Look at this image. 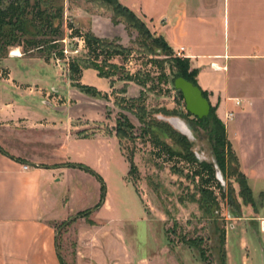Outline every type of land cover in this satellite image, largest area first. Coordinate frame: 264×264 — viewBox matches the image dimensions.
Listing matches in <instances>:
<instances>
[{
    "label": "crops",
    "instance_id": "0c3cea01",
    "mask_svg": "<svg viewBox=\"0 0 264 264\" xmlns=\"http://www.w3.org/2000/svg\"><path fill=\"white\" fill-rule=\"evenodd\" d=\"M119 1L176 55L183 48L179 57L197 72L198 87L224 124L257 205L251 214L243 207L225 229L226 264H264V0ZM81 84L101 93L113 86L94 69L83 71ZM9 91L15 100L0 104V135H13L21 121L28 132L52 128L63 136L53 164L20 159L0 143L11 155L0 150V264H67L59 247L62 229L69 230L64 236L74 235V264H205L196 248L168 241L166 215L149 200L148 184L130 180L128 159L119 153L124 165L110 167L115 138L67 134L70 123L60 114L70 120L89 110L106 113V105L80 102L67 112ZM32 105L35 113L28 111ZM108 176L122 181L123 200Z\"/></svg>",
    "mask_w": 264,
    "mask_h": 264
},
{
    "label": "rangeland",
    "instance_id": "374dc122",
    "mask_svg": "<svg viewBox=\"0 0 264 264\" xmlns=\"http://www.w3.org/2000/svg\"><path fill=\"white\" fill-rule=\"evenodd\" d=\"M46 1L49 2L48 7L44 8L47 7L52 14L56 8L62 7L61 17L55 22V28L58 27L60 34L54 32L55 28L38 30L31 27L28 40L36 42L38 46L32 54L25 53L23 46L10 47L7 52L0 51V89L6 90V93L0 95V104L12 103L14 95L9 90L14 89L25 94L24 99L28 101L39 97L41 105L43 101H48L69 110L80 102L106 105V113L89 110L70 120L60 114L61 118L70 123L67 134L73 131L81 139H93L100 134L115 138V160L110 167L115 171L124 165L119 159V153L126 159H132L134 170L130 172L129 178L138 187H141L139 182L148 184L149 200L166 215L164 231L168 241L174 246L195 241V245L208 249L209 264H221V231L238 220L233 217L239 214L235 205L239 202L241 210L246 207L250 214L256 211L257 205L246 193H240L237 160L232 152H225L224 159L221 158L227 172L225 197L217 188H211L213 196L219 201L216 216L207 215L206 201L212 198L202 194L201 180L193 176L190 166L179 162L177 158H169L165 153L159 154L162 152L157 147L163 142L175 151H182L187 145V141L173 127L158 122L160 116L166 115L168 118L178 117L192 127L196 139L192 140L190 157L213 164L215 155L210 140L211 132L216 128L215 123H200L190 115L182 93L174 87L177 71L175 59L180 57L173 53V57L165 58L151 52L149 46L154 44L158 36L151 28V36L140 33L145 21L135 12L137 17L132 18L126 10L119 8L116 11L114 4L102 6L97 0ZM120 3L124 5L122 1ZM87 33L122 47V54L107 62H104L103 56L96 58L90 55L83 39ZM14 50H19L20 56L13 55ZM72 63L79 65L82 71L93 67L102 73H116L109 79L113 81L110 92L92 96L74 87L76 82L70 70ZM127 75H131L134 81L126 80ZM76 77L82 79V74ZM8 78L9 81L6 80ZM46 78L50 81L48 85L40 83ZM17 81H22V84ZM18 101L24 100L18 98ZM125 109L143 116L155 130L144 134L137 119L121 112ZM35 110V106H29V112L35 113ZM124 117L130 120L134 128L125 126ZM20 123L15 127L13 135L10 132L0 135L2 147L26 161L48 164L57 162L59 159L54 156L59 153L63 132L52 128L50 131L28 132ZM61 160L65 162V159ZM108 178L123 200L120 178ZM138 192L145 191L140 189ZM63 231H60V252L67 264H74L76 241L73 233L64 236L69 230L65 233Z\"/></svg>",
    "mask_w": 264,
    "mask_h": 264
},
{
    "label": "trees",
    "instance_id": "16d2710c",
    "mask_svg": "<svg viewBox=\"0 0 264 264\" xmlns=\"http://www.w3.org/2000/svg\"><path fill=\"white\" fill-rule=\"evenodd\" d=\"M48 3L49 2H47L46 0H0V51L1 52H7L10 47L23 46L25 53L30 52L32 54L34 52L33 50L38 48V46L36 45V42H31L28 40L29 29L31 27L36 28L38 30L39 29L43 30L45 27L54 29L55 22L58 21L61 17L62 7L56 8V10L54 11V14H52L47 9ZM97 3L102 6L114 4L116 7L115 8L116 11L119 8H122L126 10L132 18L137 17V15L132 10L122 5L118 0H97ZM44 6H47V7L44 8ZM51 6H53L52 3H51ZM52 8L54 7H51V9ZM54 32L57 34H60L58 27L55 28ZM141 32L144 33L146 36H151V33L146 23H144L143 26H141L140 33ZM79 36H82V35H79ZM83 39L85 41L89 54L95 55L96 58L103 56L104 62H107L108 59L113 58L116 55H121L123 52L122 47L118 45L115 46L111 44L110 41H105L92 33L85 34L83 36ZM149 48L152 50L151 52L155 53L158 56L165 57V58L173 57L174 51L169 47V45L166 43L164 38L161 36H158L155 39L154 44H152V46H149ZM175 62H176L175 67L177 70L176 78L182 77L192 82L195 86H198L197 80H196L197 72L194 70H191L189 59L176 58ZM111 66L112 68H115V66L113 65ZM85 69H94L98 71V74L101 78H106V79H111L116 74V73H113V74L102 73L97 68H93V67H87ZM70 70L72 72L73 80L76 82L74 87L79 88L88 94H92V96H100L102 94L101 92L97 91L93 87L81 84V78L78 79L79 76L76 77L77 74L81 75L83 72L82 69L79 67V65H77L76 63H72L70 65ZM126 78H127L126 80L128 81H134L131 75H127ZM203 95L205 98H207L204 92H203ZM125 110L136 115L140 123L143 125L142 131L144 134L155 130L154 127L150 123H147V121L144 119L143 116H139V114L135 111H131L127 109ZM123 119L125 120V126L127 128H134V125L130 122V120L127 117H124ZM197 120L200 123L202 122L209 123L210 121L215 123L216 128L211 132L210 140L213 145L214 152H215L214 157L216 158L220 166V169L222 170V173L224 174V177L226 178L227 172L225 170V167L223 166L221 158L224 159L225 152H229V151L232 152L235 157L236 155L232 149L231 144L227 140L225 126L218 119L217 115L215 114V110L213 108H211V112L208 117L203 118V119L197 118ZM160 121L168 124L167 122H164L163 120L158 119V122ZM179 135L182 137L183 140L187 141L186 143L187 145L186 147L182 149V151H175L163 142L161 146L157 147L159 149V152H162L159 154L162 155L163 153H165L169 156V158L171 159L177 158L179 162H184L188 166H190L191 173L193 174V176L199 177L201 180L200 187L202 188L201 189L202 194L204 195L208 194L212 198L209 201H206L205 209L207 211V215L216 216V211H219V201L217 197L213 196L214 193L212 192L211 188H217L220 191L222 197H225V189H223L221 184L216 179L215 167L213 164L207 163L205 161L199 162L195 157L193 158L190 157L189 155L192 152L193 144L186 136L180 133ZM0 150L4 152L5 154L10 155L6 151H4L1 148V146H0ZM236 160H237V165H236L237 171L236 172L240 179L239 180L240 193H246L250 197V200L253 201L251 191L246 185L245 177L240 171V166H239L237 157H236ZM128 161L130 162V172H132L134 170L132 159H128ZM75 167H79L81 169H84L87 172H90L96 175L94 171L90 170L84 165H76ZM235 197L236 196L234 195V198ZM235 208L238 211L242 209L239 202H238V205H235ZM225 240H226V231L225 229H223L221 231V247H222V258L220 260L221 264H226ZM184 245L196 248L199 251L203 262L205 264L210 263V259H209L210 256L207 253L208 249H203L195 245V241L184 243Z\"/></svg>",
    "mask_w": 264,
    "mask_h": 264
},
{
    "label": "water",
    "instance_id": "95a60500",
    "mask_svg": "<svg viewBox=\"0 0 264 264\" xmlns=\"http://www.w3.org/2000/svg\"><path fill=\"white\" fill-rule=\"evenodd\" d=\"M174 87L180 91L184 97V101L186 104V109L187 112L190 113L192 116L198 118V119H203L206 118L210 115L211 112V105L208 101L207 98L204 97L202 90L198 87L195 86L192 82L179 77L176 78L174 80ZM47 104L51 107H54L53 104L47 102ZM61 109H65V110H69L67 108H62ZM77 107H74V109H76ZM73 108L70 109L69 111L72 112L74 110ZM108 111H111V109H108ZM123 113H127L131 116H133L135 119L138 120V122L140 123L139 119L136 117V115L132 114L129 111H121ZM160 119L167 122L168 124H170L177 132H179L180 134L186 136L191 142L192 140L196 139V135L194 133V131L192 130V127L187 124L184 120V122L186 123L189 132L184 130V129H180L179 127H177L172 121L178 119L177 117H165V116H160ZM141 128L143 127V125L140 123ZM213 164L215 167V172H216V179L218 180V182L221 184V186L223 187V189H226V180L224 177V174L222 173V170L220 169V166L216 160L215 157H213ZM239 214L238 215H229V217H241L242 216V211L239 210ZM231 212V209H230Z\"/></svg>",
    "mask_w": 264,
    "mask_h": 264
},
{
    "label": "bare ground",
    "instance_id": "6f19581e",
    "mask_svg": "<svg viewBox=\"0 0 264 264\" xmlns=\"http://www.w3.org/2000/svg\"><path fill=\"white\" fill-rule=\"evenodd\" d=\"M13 55H15V56H20V52H19V50H14V51H13ZM177 118H178V117H177ZM172 122H173L177 127H179L180 129H184V130H186V131L189 132V129H188L186 123H185L182 119L178 118V119H176V120H173Z\"/></svg>",
    "mask_w": 264,
    "mask_h": 264
},
{
    "label": "built area",
    "instance_id": "2783aa9c",
    "mask_svg": "<svg viewBox=\"0 0 264 264\" xmlns=\"http://www.w3.org/2000/svg\"><path fill=\"white\" fill-rule=\"evenodd\" d=\"M184 49L182 48V49H180V51H178V53H177V56L179 57L180 55H181V52L183 51ZM239 104V103H238ZM233 116V113H229V117H232ZM28 168V166H24V169H27Z\"/></svg>",
    "mask_w": 264,
    "mask_h": 264
}]
</instances>
